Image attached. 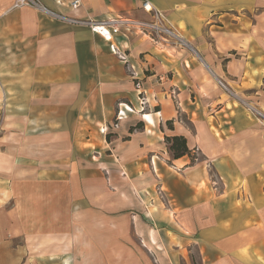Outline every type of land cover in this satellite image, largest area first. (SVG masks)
<instances>
[{
  "label": "crops",
  "instance_id": "0c3cea01",
  "mask_svg": "<svg viewBox=\"0 0 264 264\" xmlns=\"http://www.w3.org/2000/svg\"><path fill=\"white\" fill-rule=\"evenodd\" d=\"M15 1L0 0V264H191L194 250L264 264V126L240 103L264 110L254 0H148L190 50L123 28L107 41ZM38 1L82 22L150 20L138 0ZM166 136L199 159L172 161Z\"/></svg>",
  "mask_w": 264,
  "mask_h": 264
},
{
  "label": "built area",
  "instance_id": "2783aa9c",
  "mask_svg": "<svg viewBox=\"0 0 264 264\" xmlns=\"http://www.w3.org/2000/svg\"><path fill=\"white\" fill-rule=\"evenodd\" d=\"M54 1L57 4L61 3V0H54ZM138 1L141 3V8L150 15V20L134 21V20L117 17L111 20H104V21L87 20L85 22H82L71 18H67L60 14L53 13L50 10H48L45 6H43L38 0H16L14 3V7L21 8V7L29 6L36 8L42 13L54 16L61 21L85 24L90 28L92 32L100 35L102 38H104L107 41H110L112 36L117 34L120 28H123L125 32L128 33L131 32V30H135L137 31L138 34L146 35L155 42H161L163 44H169L173 47L190 50L189 43L178 33L176 29H174L169 24L165 15L161 11L154 9L150 5L148 0H138ZM64 2H68L69 6L72 9H76L80 5V0H64ZM117 56L120 58V60L125 61L124 57L119 56V54H117ZM218 85L226 93H228L229 95H233L229 92L228 88L222 82L219 81ZM138 86L139 85H137V87ZM240 103L247 110L248 114L253 116L264 126V114H262V112L258 111L256 108H253L250 104L245 102V100H242ZM121 117H122L121 112H119L116 116V120H115L116 122L113 125L115 129L118 127V122L120 121ZM193 155L197 156L198 152L194 151ZM196 156H195V161L197 160ZM156 192L160 202L164 204L166 202V196L164 194V191L161 190V188H158Z\"/></svg>",
  "mask_w": 264,
  "mask_h": 264
},
{
  "label": "rangeland",
  "instance_id": "374dc122",
  "mask_svg": "<svg viewBox=\"0 0 264 264\" xmlns=\"http://www.w3.org/2000/svg\"><path fill=\"white\" fill-rule=\"evenodd\" d=\"M243 14L247 17V30H248V39L250 40L253 49L248 50L250 54H254L257 51V55L263 58L264 60V0H254L253 5L248 6L247 10L243 12ZM256 48V49H254ZM250 104L253 108H256L258 111L264 114V110L258 108L255 104L246 101ZM196 156V155H195ZM194 156V157H195ZM196 159H199V156H196ZM197 161V160H196ZM214 186L217 187V180L214 179ZM87 252L90 253L89 245L87 247ZM185 258L183 260L188 261L191 264H201L200 258L196 250L192 251L189 256H186V252L183 251ZM72 262L71 264H94V259H89L85 256L74 257L71 256ZM164 260V261H162ZM137 264H146V259L144 257H138L134 260ZM182 260L181 258H172V257H164V258H155L150 257V264H176L180 263ZM184 262V261H183ZM38 264H61L59 260H55L54 262L47 261V259L43 258L40 259ZM130 264V263H129Z\"/></svg>",
  "mask_w": 264,
  "mask_h": 264
},
{
  "label": "trees",
  "instance_id": "16d2710c",
  "mask_svg": "<svg viewBox=\"0 0 264 264\" xmlns=\"http://www.w3.org/2000/svg\"><path fill=\"white\" fill-rule=\"evenodd\" d=\"M166 125L169 129H172V122H166ZM140 126L136 125L134 128H130V132L138 129ZM164 141L167 145V150L170 154V159L177 160L180 159L184 156H188L191 159V162H195V157L194 155L191 154L188 146L186 139L182 136H170V137H165Z\"/></svg>",
  "mask_w": 264,
  "mask_h": 264
}]
</instances>
